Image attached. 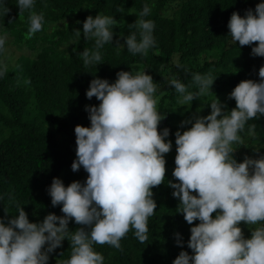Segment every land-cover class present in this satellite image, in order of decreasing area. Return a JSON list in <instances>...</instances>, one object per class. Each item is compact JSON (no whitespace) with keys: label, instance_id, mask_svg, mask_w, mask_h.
<instances>
[{"label":"clouds","instance_id":"9594fccd","mask_svg":"<svg viewBox=\"0 0 264 264\" xmlns=\"http://www.w3.org/2000/svg\"><path fill=\"white\" fill-rule=\"evenodd\" d=\"M17 7L19 15L29 11L26 38H31L42 30L44 14L33 10L34 0H17ZM9 11L5 9L6 14ZM150 11L144 5L128 26L134 31L121 36L124 44L116 40L117 51L126 46L133 55H146L155 46L154 21L145 19ZM116 24L115 18L103 14L83 21L84 39L95 40L94 50L79 53L86 68L101 64L100 49L113 44ZM227 27L235 44L256 45L251 55L264 57V2L246 10L243 17L233 12ZM75 36L81 37V31L75 30ZM7 39L6 31L0 34V51ZM5 71L6 66L0 75ZM258 75L259 82L243 80L233 89L229 99L235 100L236 107L230 112L215 99L210 115L184 121L182 128L191 127L175 133L172 176L178 183L168 181V186L174 189L184 220L189 225L199 223L190 228L187 247L193 255L181 251L173 264H264V156L245 157L243 162L233 158V145L243 143L239 133L247 122L264 116V66ZM116 76L114 83L91 80L86 97H95L99 106L86 105L90 127L74 129L76 159L71 169L78 172L83 167L86 181L65 187L61 179L52 180L47 191L53 207L62 205L63 216L48 214L41 223H32L23 207L17 206L18 215L7 222L0 218V264H48V253L62 247L64 240L70 242L71 254L60 264H104L94 245L123 251L120 241L129 231L140 243L148 239V219L157 208L152 189L165 183L170 130L158 131L165 116L157 111L154 96L159 85L152 76L143 70L120 71ZM215 79L211 73H194L196 92L188 91L176 77L168 83L180 95V104L188 105L208 94ZM254 128L249 127L250 134ZM72 220L81 227L69 231ZM242 222L260 226L251 228V238L246 239L239 227ZM176 241L183 246L179 233Z\"/></svg>","mask_w":264,"mask_h":264},{"label":"trees","instance_id":"16d2710c","mask_svg":"<svg viewBox=\"0 0 264 264\" xmlns=\"http://www.w3.org/2000/svg\"><path fill=\"white\" fill-rule=\"evenodd\" d=\"M261 2L264 0H34L33 10L44 14V24L41 31L26 38L29 11L19 15L17 0H0V34H8L0 51V70L6 66L3 56L8 49L21 52L15 65L6 66L0 75V218L7 222L18 215L17 206L23 207L32 223H41L48 214L63 216L62 205L52 206L47 189L54 178L61 179L65 187L87 179L83 167L73 172L71 165L76 159L74 129L77 125L90 127L85 106L98 107L100 103L95 97H86L91 80L114 83L120 71L143 70L159 85L154 98L165 119L158 131L170 130L166 141L172 142V149L165 155V183L152 189L157 208L148 219L144 243L129 231L120 241L123 251L109 245H94V250L104 256V264H173L181 251L193 255L187 244L190 228L199 221L189 225L184 220L177 209L179 200L172 195L174 189L168 186V181L178 183L172 176L175 133L191 127L182 128L184 121L210 115V103L215 99L230 112L236 107L235 100L229 99L233 89L243 80L260 81L264 57L251 55L256 45L235 44L227 25L233 12L243 17ZM146 4L151 11L145 19L155 24V46L146 55H133L126 46L117 51L116 40L124 44L121 36L134 31L128 26ZM5 9L10 11L6 14ZM97 14L117 20L113 44L100 49L101 64L86 68L79 53L94 50L95 40L84 39L83 21ZM75 30L81 31V37L75 36ZM170 64H177V76L170 71ZM194 73H211L216 79L208 94L181 105L180 95L168 82L179 78L188 91L196 92ZM251 125L255 128L250 134ZM239 135L242 141H250L243 150L244 158L264 156V116L249 120ZM233 158L242 162L238 155ZM79 227L74 220L68 224L69 231ZM177 233L182 247L177 246ZM70 254V242L64 240L62 247L48 253V264H60Z\"/></svg>","mask_w":264,"mask_h":264},{"label":"rangeland","instance_id":"374dc122","mask_svg":"<svg viewBox=\"0 0 264 264\" xmlns=\"http://www.w3.org/2000/svg\"><path fill=\"white\" fill-rule=\"evenodd\" d=\"M135 16V15H134ZM124 20V19H123ZM122 20V21H123ZM21 55V52L15 48H10L7 50L6 54L3 56V60L6 66H13L15 65V63L17 62V60L19 59ZM176 65V66H175ZM169 69H171L170 71L173 73L174 76H177L178 73V69H177V64H170L169 65ZM250 143L249 140H243L242 144H234L233 145V149H234V153L233 155H238L239 157H241V161L243 162L244 160V156H242L243 150H245V146ZM259 225H246L243 222L239 225V227H241L242 231H243V235L244 237L247 238H251V231L250 229L253 227H257Z\"/></svg>","mask_w":264,"mask_h":264}]
</instances>
